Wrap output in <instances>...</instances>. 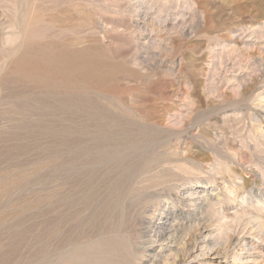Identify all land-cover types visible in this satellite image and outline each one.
<instances>
[{
  "label": "rangeland",
  "instance_id": "obj_1",
  "mask_svg": "<svg viewBox=\"0 0 264 264\" xmlns=\"http://www.w3.org/2000/svg\"><path fill=\"white\" fill-rule=\"evenodd\" d=\"M262 14L0 0V264H264Z\"/></svg>",
  "mask_w": 264,
  "mask_h": 264
},
{
  "label": "bare ground",
  "instance_id": "obj_2",
  "mask_svg": "<svg viewBox=\"0 0 264 264\" xmlns=\"http://www.w3.org/2000/svg\"><path fill=\"white\" fill-rule=\"evenodd\" d=\"M20 10V9H19ZM258 15V14H257ZM264 15L262 14V16L261 17H263ZM62 17H64V16H62ZM260 17V18H261ZM259 18V17H258ZM69 19V18H68ZM258 22V21H257ZM20 23V22H19ZM253 24V23H252ZM256 24V23H255ZM19 25V24H18ZM261 26V25H260ZM262 26H264V25H262ZM238 28V27H237ZM237 30V29H236ZM255 32H257V33H260L261 35L263 34V31H257V30H255ZM228 34V33H227ZM210 39V38H209ZM3 40V39H2ZM242 41V40H241ZM233 43V42H232ZM221 44H224V43H221ZM261 44V43H260ZM208 45V44H207ZM215 45V44H214ZM218 45V44H217ZM247 45V44H246ZM245 45V46H246ZM206 46V45H205ZM219 46V45H218ZM232 51V50H231ZM226 53V52H225ZM78 54V53H77ZM260 55V54H259ZM237 56V55H236ZM227 57V56H226ZM256 61H258V60H256ZM246 64V63H245ZM240 66V65H239ZM241 67V66H240ZM243 68V67H242ZM223 69H224V67H223ZM234 73V72H233ZM232 75V74H231ZM230 76V75H229ZM228 76V77H229ZM4 79V78H3ZM231 79V78H230ZM233 79V78H232ZM261 80V81H264V56L262 57V59H261V61L259 62V64H258V68H257V73L253 76V78H252V80H253V82L254 81H256V80ZM11 80V79H10ZM223 80V79H222ZM235 80H238V79H235ZM110 82V81H109ZM37 83H39V82H37ZM55 83V82H54ZM216 83H218V82H216ZM226 83V82H225ZM261 83V82H260ZM102 84V83H101ZM230 84V83H229ZM249 86V85H248ZM234 87V86H233ZM214 88V87H213ZM52 89V88H51ZM247 89L248 88H246L245 89V92H247ZM240 90H241V83L238 85V88H237V90H235V91H237L238 93L240 92ZM261 90V89H260ZM244 92V91H243ZM264 94V90H262L261 92H259V94L257 95V96H260L261 97V95H263ZM258 98V99H261V98ZM264 97V96H263ZM263 99V98H262ZM230 102V101H229ZM248 103H250V101L248 102ZM186 106V105H185ZM245 107H246V105H245ZM247 107H248V105H247ZM178 113V112H177ZM262 130V129H261ZM232 170V169H231ZM230 171V170H229ZM175 173V172H174ZM239 174V173H238ZM225 175V174H224ZM223 175V176H224ZM260 175V174H259ZM233 182V181H232ZM263 182V181H262ZM228 184V183H227ZM231 184V183H230ZM237 185V184H236ZM246 185V184H245ZM231 187V186H230ZM239 188V187H238ZM241 188V187H240ZM231 189V188H230ZM246 189H247V187H246ZM245 190V189H244ZM251 190H252V188H251ZM232 191V190H231ZM236 191V190H235ZM249 193H250V191H249ZM262 193V192H261ZM191 195V194H190ZM246 195V194H245ZM219 196H221V195H219ZM218 196V197H219ZM217 197V198H218ZM245 197V196H244ZM213 197H211V199H212ZM264 198V197H263ZM176 199V198H175ZM201 199V198H200ZM210 199V200H211ZM216 199V198H215ZM259 199V198H258ZM207 200V199H206ZM218 200V199H217ZM241 200V199H240ZM244 200V199H243ZM192 201H194V200H192ZM215 201V200H214ZM177 202V201H176ZM211 202V201H210ZM219 202V201H218ZM263 202V204H264V201H262ZM181 203V202H180ZM242 203V202H241ZM191 204V203H190ZM195 204V203H194ZM257 205V204H256ZM259 205V204H258ZM166 206V205H165ZM162 207L163 209L162 210H164V211H167L168 210V207ZM187 206V205H186ZM202 207H204V206H202ZM173 208V207H172ZM176 208V207H175ZM237 208V207H236ZM264 208V207H263ZM193 209V208H192ZM216 209V208H215ZM233 209V208H232ZM235 209V208H234ZM194 210V209H193ZM217 210V209H216ZM190 211H192V210H190ZM195 211V210H194ZM228 212V211H227ZM239 212V211H238ZM158 213V212H157ZM163 213V212H162ZM171 212H166V214H170ZM190 213V212H189ZM188 213V214H189ZM232 213H233V211H232ZM191 214V213H190ZM189 214V215H190ZM228 214V213H227ZM242 214V213H241ZM240 214V215H241ZM163 215V214H162ZM238 215V214H237ZM56 216H59V214L58 215H56ZM168 216V215H167ZM256 216V215H255ZM60 217V216H59ZM152 217V216H151ZM155 217V216H154ZM191 217V216H190ZM242 217V216H241ZM156 218V217H155ZM225 218V217H224ZM258 218H259V216H258ZM264 218V217H263ZM178 219V218H177ZM194 219V218H193ZM254 219H255V217H254ZM260 219V218H259ZM153 220H154V218H153ZM153 220H151V221H153ZM158 220V219H157ZM151 221H149V222H151ZM187 221H188V219H187ZM232 221V220H231ZM184 222V221H183ZM233 222V221H232ZM158 223H160L159 224V226L157 225V224H152L151 223V225H152V236L153 237H157V236H163L164 234H165V232L167 231L166 229H167V227H166V224H171V222L169 221V218L167 219H162V220H160ZM257 223V222H256ZM176 225V224H175ZM174 225V226H175ZM178 229V228H177ZM169 230V229H168ZM57 231V230H56ZM148 231V230H147ZM181 231V230H180ZM58 232V231H57ZM253 232V231H252ZM259 232V231H258ZM176 233H177V230L174 232L173 231V234L168 238V240H170V242H172V244H173V242H175L174 241V239L179 235V234H177L176 235ZM171 234V233H170ZM169 234V235H170ZM57 235V234H56ZM168 236V235H167ZM155 237V238H156ZM166 237V236H165ZM58 238V237H57ZM61 238V237H60ZM181 238V237H180ZM192 239V238H191ZM155 240V239H154ZM159 240V239H158ZM164 240V239H163ZM168 242V241H167ZM163 243V242H162ZM149 244V243H148ZM154 244V243H153ZM162 245V244H161ZM176 246V245H175ZM174 246V247H175ZM171 247V246H170ZM167 248V247H166ZM241 248V247H240ZM160 249V248H159ZM182 249L184 250V251H186V252H188V251H190V249H191V245H190V243H188V242H184V245L182 246ZM64 250V249H63ZM240 250V249H239ZM218 251V250H217ZM64 252V251H63ZM147 252H149V251H147ZM153 254V253H152ZM181 254V253H180ZM179 255V254H178ZM177 255V256H178ZM216 255V254H215ZM220 255V254H219ZM179 256H181V255H179ZM180 258V257H179ZM187 258V257H186ZM235 259H236V256H235ZM239 259H242V258H239ZM180 260H183V259H180ZM58 261V260H57ZM178 261V260H177ZM186 261V260H185ZM188 262V261H187Z\"/></svg>",
  "mask_w": 264,
  "mask_h": 264
}]
</instances>
